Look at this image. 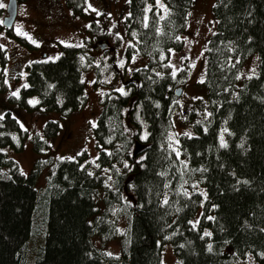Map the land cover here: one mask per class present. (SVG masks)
Returning <instances> with one entry per match:
<instances>
[{
  "label": "trees",
  "instance_id": "16d2710c",
  "mask_svg": "<svg viewBox=\"0 0 264 264\" xmlns=\"http://www.w3.org/2000/svg\"><path fill=\"white\" fill-rule=\"evenodd\" d=\"M86 4L66 0L75 16L87 15ZM162 4L128 1L126 55L146 66L132 71L124 92L110 89L100 99L95 163L84 150L75 158H38L22 173L1 148L20 152L29 134L10 113L0 117V264H162L166 243L180 264H237L248 253L264 263V0L214 2L216 30L204 51L209 102L187 112L184 122L195 134H182L176 146L169 140L175 91L187 83L188 70L173 75L169 59L171 50L183 49L180 35L194 0ZM6 15L0 7V31ZM87 50L64 46L55 60L29 63L26 85L9 99L30 113L56 111L64 118L80 111L87 102L83 72L96 68ZM254 53L258 73L238 87L242 65ZM7 61L0 46L1 67ZM8 90L1 72L0 92ZM43 130V137L30 138L38 155L61 131L57 121ZM44 170L45 187L37 189ZM112 241L120 245L118 255L109 252Z\"/></svg>",
  "mask_w": 264,
  "mask_h": 264
},
{
  "label": "rangeland",
  "instance_id": "374dc122",
  "mask_svg": "<svg viewBox=\"0 0 264 264\" xmlns=\"http://www.w3.org/2000/svg\"><path fill=\"white\" fill-rule=\"evenodd\" d=\"M8 1L0 0V3L4 5L5 13ZM128 1L87 0V15L75 16L73 11L67 7L66 0H26L18 4L13 28L8 29H12L16 35L26 38L33 47L21 43L8 34L6 29L0 31V46L5 49L8 56L7 64L3 67L0 64V73H3V80L9 88L6 93L0 92V117L10 113L18 120L20 128L29 134L22 151L16 152L10 147H2L1 150L9 159L18 163L22 173L29 174L38 158L42 160L49 156L63 159L75 158L84 150L88 153L89 162L95 163L99 150L96 148L93 129L101 111L100 99L110 89L124 92V82L131 79L132 71L146 66V61L142 58L138 56L128 58L126 55L125 49L132 43V40L127 37L124 27V20L128 14ZM215 1L194 0V7L188 13L187 32L180 35L183 40V49L170 52L169 60L175 74L182 68L188 70L187 83L185 86H180L182 93L177 96L178 107L172 111L169 140L175 146L178 143V137L182 134L191 136L195 134L192 124L184 122L187 112L196 103L207 104L209 102L208 90L203 85L206 71L204 51L206 42L216 30V22L211 15ZM161 3L162 0L159 4ZM92 29H95L97 33H94ZM103 44L112 48L104 52L106 48H100ZM82 45L88 47L87 53L92 57L96 66V68L93 67L83 72L85 96L87 97L83 109L61 118L56 111L42 110L30 113L19 108L9 99L14 93L19 94L22 87L26 85L29 63L39 60H55L61 55L62 47ZM259 62L260 56L256 53L244 62L239 73L238 87L245 80L257 75ZM97 73H100V76ZM31 101H35V103H31ZM38 102V98L30 97V105H37ZM49 121H57L61 131L48 141L50 148L47 153L38 155L33 151L30 138L35 134L43 137V127ZM221 133V138L225 142V132ZM146 135L145 125L143 136L146 138ZM104 170L107 175L109 170L107 168ZM47 174L48 170H44L38 178L37 189L45 187ZM200 191L205 200L204 188L200 187ZM201 211L202 209L192 219L194 225L197 224ZM123 220L122 218L119 221L120 232L124 230L125 222ZM110 245L109 252L118 255L120 252L118 241H112ZM161 253L162 264H180L169 243L163 246ZM237 264L262 263L256 260L253 254L248 253L239 259Z\"/></svg>",
  "mask_w": 264,
  "mask_h": 264
},
{
  "label": "water",
  "instance_id": "95a60500",
  "mask_svg": "<svg viewBox=\"0 0 264 264\" xmlns=\"http://www.w3.org/2000/svg\"><path fill=\"white\" fill-rule=\"evenodd\" d=\"M17 7H18V2L17 0H9L7 7H6V13L7 15L5 16V18L2 21L3 27L4 29H8V28H13V23L16 19L17 16ZM101 48L104 49L106 48V44L101 45ZM176 95H181V88L177 89L176 91Z\"/></svg>",
  "mask_w": 264,
  "mask_h": 264
},
{
  "label": "snow or ice",
  "instance_id": "6c2138e0",
  "mask_svg": "<svg viewBox=\"0 0 264 264\" xmlns=\"http://www.w3.org/2000/svg\"><path fill=\"white\" fill-rule=\"evenodd\" d=\"M157 2L158 3H160V0H157ZM4 5L2 4V3H0V7H3ZM160 7H164V5L161 3L160 4ZM165 11H167V9H165ZM121 66H123L122 64H121ZM194 66V65H193ZM173 75H175V72L173 73ZM201 82H203V81H201ZM121 91H123L122 89H121ZM14 95H18V93H14ZM31 103H35V101H31ZM221 143H222V146H224V147H227V145L223 142V138H221ZM244 183H248L247 181H244ZM165 203H167V200H165L164 201ZM210 219H212V218H210ZM205 235L206 236H211V233H209V232H205ZM211 248H212V246L209 244L208 245V249H209V251H211Z\"/></svg>",
  "mask_w": 264,
  "mask_h": 264
}]
</instances>
